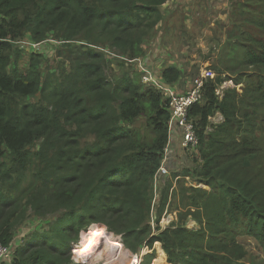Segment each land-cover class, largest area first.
<instances>
[{
  "label": "trees",
  "instance_id": "1",
  "mask_svg": "<svg viewBox=\"0 0 264 264\" xmlns=\"http://www.w3.org/2000/svg\"><path fill=\"white\" fill-rule=\"evenodd\" d=\"M167 1L0 0V241L31 216L43 230L20 244L17 264H78L73 251L92 224L121 236L133 254L160 243L165 264H244L243 235L264 250V0H232L229 24H220L224 69L189 114L200 142L194 164L165 178L156 196L168 101L119 57L145 54L158 25L170 24ZM28 39L50 52L56 41L60 60L49 61L48 47L19 44ZM227 73L243 93L231 88L219 99ZM163 78L174 86L184 74L171 66ZM217 113L224 121L212 124ZM188 178L209 190L188 187ZM165 213L177 221L162 229ZM54 214L46 229L40 218ZM190 217L198 230L187 227Z\"/></svg>",
  "mask_w": 264,
  "mask_h": 264
},
{
  "label": "rangeland",
  "instance_id": "2",
  "mask_svg": "<svg viewBox=\"0 0 264 264\" xmlns=\"http://www.w3.org/2000/svg\"><path fill=\"white\" fill-rule=\"evenodd\" d=\"M228 2H229L228 3V7L225 8V6H223L222 11L221 10H217V9H215V11L210 10V11L207 12L208 15L204 16V18H206V20H207V23L209 22V23H212V24L208 25L207 27H205L201 31V32L204 33L203 36L196 35V37H192V38L188 37L187 41H184L186 44H188L189 46L193 47V49L192 48H187L186 49L187 53L185 55H186L187 59H190L189 52H191V53L194 52L195 54L200 56L201 54L199 52L201 50H199L198 46L204 44L207 47L208 51L204 50V53H202V55L206 58V60H210V61H208L209 62L208 65H203L202 64L201 66L195 65V66H192V67H191V62L190 61H180L179 63H181L183 68L187 70L186 73L188 74V77H190V79H187V80L184 79L185 78L184 77L183 78V80H184L183 83H188L189 81L193 80L196 76H198L201 67L208 66L209 69H211L216 75H219L218 72L222 71L224 69V67L222 66L221 63L223 61H225L226 58H223L222 60H220L221 56H222L221 47L226 42L227 34L225 33L226 31H224V30H221V32H220V24H221V21L223 23H228V18H230L229 15L231 14V12L233 10L232 0H229ZM212 11H213V13H212ZM217 11H221V14H220V12L216 13ZM166 12H170V11L166 10ZM166 12H164V15H163L164 17H165ZM175 14L179 15L180 13L177 12ZM190 22L192 24L191 20H190ZM175 25L176 26L179 25V20L176 22ZM159 29H160V26H159ZM162 36H163V34H159V37H162ZM159 37L157 36V38H159ZM168 40H169V43H171V45H175V41L173 39H170V36H169V38H167V42H168ZM176 40H178L177 37H176ZM184 40H186V38H184ZM152 41H153V38H151L149 40L150 43ZM149 42L145 46H148ZM55 45H56L55 48H52L51 52H50V46H48V48H49L48 55L50 54V56H52L51 58L49 57V61L51 60V62H56V61L60 60L59 57H58V47H59L58 45L59 44H55ZM167 49L171 53L169 55L170 59H177L178 60V56L179 55L183 56L181 52H177L178 54H175V51H173V50H175L174 47H171V46L167 45ZM155 50H156L155 46L154 47H149L148 49H146V51L150 52L152 54V56L156 59ZM29 53H31V52H29ZM122 58H124V57H122ZM27 61H28V59L26 60V62ZM122 61H125V60L122 59ZM156 61H158L159 63L162 62L163 70L166 69V64L164 63L163 59H156ZM51 62H49L48 66L53 64ZM127 63L131 67V72H135L137 74L138 71H137V68L135 67V65H133V64H131L129 62H127ZM115 64H114V66L112 67V69L109 72L110 76L113 73L118 71V69H117ZM54 66L56 67L57 63H55ZM22 69H23V66H22ZM224 75H225V77H224ZM140 76H141V74H140ZM222 76L225 78V81L227 83H229L231 81L230 79H232L230 74H228V73L227 74H222ZM238 76H239V74L236 75V77H238ZM235 86L232 85L228 89H231V88L232 89H237L238 93L242 94L244 85L241 84V85L237 86L236 88H235ZM37 97L40 98V96H36V98H32V100L33 101L37 100L38 99ZM260 137H262V136L260 135ZM261 139L264 142V138L262 137ZM193 158H195V157L194 156H190V155L189 156H183L182 158H179V161L177 162L178 165L174 168L175 170H172L171 175L173 176V174H172L173 172H176V173L177 172H182L183 169L185 170V169H188L191 166H193V164H194ZM263 164H264V159H263ZM171 175L168 178L172 177ZM28 176H31L30 173L28 174ZM29 181L30 180L28 179L27 183ZM186 183H187L188 187H195V188L199 187L197 185V183L192 181L191 178H188ZM201 188L209 190V188L207 186H205V185L203 187H201ZM178 196H181L180 193H178ZM60 215L61 214H54V215H49L48 217L45 216V218H40V219L43 220L46 224H48L46 226V229H48V228H50V225H52L54 223L55 218L59 217ZM35 217L36 216H31L29 218V220L27 221L28 224L22 225L19 228L17 234L15 235V237L17 239V243L21 244V243L25 242L27 239L31 238L32 235H34L35 231L39 232V233L43 232L42 227L40 225H38L37 223L34 224L36 222V220H37V219H35ZM174 221H177L176 214H167V213H165L163 215V217H162L160 226H161L162 229H164V228L166 229V228H168L167 226H169ZM94 225H100V224H92L91 226H94ZM151 225H152V222H151ZM34 226L36 227L35 229H34ZM67 226H68L67 224L62 225L60 227L61 232L66 231ZM91 226H90V230H91ZM104 227L107 229L106 226H104ZM152 227H153V229L156 228V224L154 225V223H153ZM187 227L190 230H198L200 228V225H198L190 217L189 220L187 221ZM86 230H84V231H82L80 233L79 240L76 243V246H78L77 254L79 253L78 251L80 249V244H81V241H82V234ZM109 233L112 236H114V238H116V239L121 237V236L116 235L113 232H109ZM238 240L244 246L245 250L248 252L246 260H244V264H264V250L257 243V241L255 239L249 238V237L243 235L242 237H239ZM126 251L129 252L130 254H133L127 249H126ZM158 251L160 253H158ZM110 252H111V247L109 245H107L106 243H100L98 248L96 249V251H94V253L91 254V255H87V257L83 260V261H86V262L81 263V262L76 261L74 259L73 260H74L75 263H78V264H105L111 258V256H110L111 253ZM140 253L143 255V264H154L153 262L157 258L158 254H159V259L158 260H160V261L157 260V264H161L162 263L161 259H164V258L167 259L165 254H164V256H161V251L158 250L156 244H155L154 250H150L148 247H143L141 249ZM151 255L153 256V259H145L146 257L151 256ZM131 262H132V260H131ZM117 264H128V262H126L125 259H122ZM163 264H165V263H163Z\"/></svg>",
  "mask_w": 264,
  "mask_h": 264
},
{
  "label": "built area",
  "instance_id": "3",
  "mask_svg": "<svg viewBox=\"0 0 264 264\" xmlns=\"http://www.w3.org/2000/svg\"><path fill=\"white\" fill-rule=\"evenodd\" d=\"M169 2L170 0H168L167 3L163 6V12H166V10H174V7H168ZM50 41L53 44H57L56 41ZM20 44L23 48L29 51H46L48 47V43H35L29 39L20 42ZM149 47L150 45L145 46L146 49H148ZM108 54H110V56L112 57H118L109 52ZM48 56H50V54ZM119 58L121 59L122 57ZM122 59L135 65L137 71L141 74V83L143 86L155 88L163 96V98L168 101V107L170 111L168 133L170 139L168 145L165 148L161 166L154 176V187L157 196V189L160 183H162L165 178L171 175V167L173 166V161L175 160L176 153L175 133H181L182 142L181 144L179 143V148L184 151V156L194 154V151L199 146L200 142L196 126L189 117L190 110L195 105L201 104L203 102V91L206 83H208V81L210 80H214L219 75H216L211 69H209L208 66L201 67L198 76H196L192 80L190 87H188L185 92H178L173 85H170L165 81V79L163 78L164 70L162 62L159 63L158 61H156V59L150 52H146L142 57L136 59ZM233 83L234 82L232 80L229 83L225 81L217 88L216 94L219 99H223V97L225 96V92L230 86H235V84ZM223 121V117L220 113H217L215 116L210 118V122L212 124H219ZM208 131H213L212 127L208 128ZM197 185L199 187L204 186L202 184ZM154 213L155 211H152V215H154ZM106 231L108 230L106 229ZM118 239L123 244L122 238L119 237ZM19 246L20 244L17 243L16 237L6 244L0 241V264H17V253ZM77 247L78 246H76V248ZM76 248L73 251L72 258L81 263L86 262L81 260L79 254L75 252ZM131 260L132 264H143V255L141 253L131 254ZM108 261L105 264H109ZM118 262L120 261L118 257H116L115 260L112 259L111 263L117 264Z\"/></svg>",
  "mask_w": 264,
  "mask_h": 264
},
{
  "label": "crops",
  "instance_id": "4",
  "mask_svg": "<svg viewBox=\"0 0 264 264\" xmlns=\"http://www.w3.org/2000/svg\"><path fill=\"white\" fill-rule=\"evenodd\" d=\"M228 1L229 0H170V2L168 3V7L169 8L174 7V10H169L170 12H166L165 14V19L169 18L170 24L166 27V23L161 22V24L158 25V27L156 28L155 31L156 37L153 39L151 43H149L150 47H154V46L156 47L155 50L156 59H163L164 63L166 64V68L175 66L177 69H180L184 74L185 77L184 79L186 80L190 79V77H188V74L186 73L187 70L183 68L181 63H179L180 61H190L191 67L195 65L201 66L202 64L208 65L209 63L208 61L210 60H206V58L202 55V53H204V50L208 51L207 47L204 44L198 46L199 50H201L199 52L201 54L200 56L195 54L194 52L192 53L189 52L190 59H187L185 55L187 53L186 49L187 48L193 49V47L189 46L183 40H181L178 37L179 35L178 32L180 30H187L188 32L191 31L199 32L200 30L202 31L205 27L212 24L209 22L207 23L206 18H204V16L208 15L207 12L210 10L215 11V9L222 11L223 6H225V8L228 7V3H229ZM221 11H217L216 13L220 12L221 14ZM177 12L180 14L179 15L175 14ZM178 20H179V25L176 26L175 24ZM190 20L192 21V24ZM201 24L204 25L201 27ZM224 24L226 25L229 24V18H228V23H224ZM159 34H163V36L159 37ZM203 35L204 33L201 32L200 36ZM157 36L159 38H157ZM169 36L170 39H173L175 41V45H171V43H169V40L167 42V38H169ZM176 37L178 38V40H176ZM167 45L174 47L175 50L173 51H175V54H178L177 52H181L183 56L179 55L178 60L170 59L169 55L171 53L168 51ZM146 52L147 51L145 48V53ZM183 82L184 80L182 79L179 83L174 85V87L178 92H185L187 88L190 87L192 80L189 81L188 83H183ZM175 137H177V139L175 138V144H176L175 160H176L179 157V155L182 154L178 143L180 142L181 133L180 132L175 133ZM183 156L184 155H181L180 158H182ZM161 261L163 264L165 258L161 259Z\"/></svg>",
  "mask_w": 264,
  "mask_h": 264
},
{
  "label": "bare ground",
  "instance_id": "5",
  "mask_svg": "<svg viewBox=\"0 0 264 264\" xmlns=\"http://www.w3.org/2000/svg\"><path fill=\"white\" fill-rule=\"evenodd\" d=\"M100 243H106L111 247V258L108 261L109 264H114L111 262L112 259L115 260L116 257H118L119 261L120 259H125L128 264H132L131 254L126 251L125 247L119 241V239L114 238V236H112L108 231H106V228L102 225H94L91 227V230L89 229V231L83 232L82 241L80 244L82 256L86 258L87 255L93 254ZM156 245L158 250L161 251V256H164L165 252L163 251L161 244L157 243Z\"/></svg>",
  "mask_w": 264,
  "mask_h": 264
}]
</instances>
